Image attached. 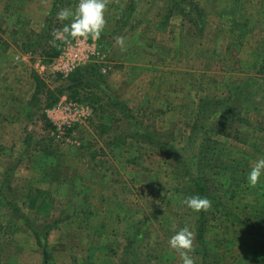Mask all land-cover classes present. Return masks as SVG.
<instances>
[{
    "label": "rangeland",
    "instance_id": "rangeland-1",
    "mask_svg": "<svg viewBox=\"0 0 264 264\" xmlns=\"http://www.w3.org/2000/svg\"><path fill=\"white\" fill-rule=\"evenodd\" d=\"M131 1L108 0L101 36L80 46L99 53L91 62L107 81L106 95L67 92L58 105L75 101L91 111L59 130L65 114L51 115L47 99L70 77L57 67L68 42L53 60L43 54L55 38L36 44L57 0H0V186L7 195H0V264H45L34 231L45 225H54L48 264H124L140 222L136 264H181L168 241L186 224L195 232L197 264H264V183L246 180L264 156V0H191L204 10V30L178 14L166 20L165 0H140L122 21ZM78 2L65 0L57 12ZM58 21L60 29L68 23ZM239 88L240 119L228 136L213 134L214 195L200 238V213L183 203L191 195L176 158L156 141L127 138L121 114L104 119L94 108L111 94L143 131L184 151L200 101ZM35 190L49 199L48 211L29 207Z\"/></svg>",
    "mask_w": 264,
    "mask_h": 264
},
{
    "label": "trees",
    "instance_id": "trees-1",
    "mask_svg": "<svg viewBox=\"0 0 264 264\" xmlns=\"http://www.w3.org/2000/svg\"><path fill=\"white\" fill-rule=\"evenodd\" d=\"M140 0H132L130 6L123 13L122 21L126 20L127 17H130L132 12L135 11L136 6ZM65 3V0H57L56 6L53 11L48 15L43 26V31L39 36L40 41L36 44H40L42 41H47L54 39V31L60 29L61 26L56 17L57 9L60 8ZM165 10H166V20L171 19L175 14L183 16L187 21L194 26L196 29L204 30L206 27L205 13L204 10L194 1L191 0H165ZM57 44L54 48L45 49L43 56L47 59L53 60L58 57L64 40H56ZM74 41V40H73ZM48 44V43H47ZM260 73L264 74V62L260 68ZM38 80L39 77H38ZM40 82V86H43L44 83ZM107 81L105 77L99 71V65L96 62H91L85 66L78 68L70 77L65 81L64 84H61L54 90L48 91L47 107H54L61 99L66 95L67 92H72L73 97L79 95L80 90L85 89L89 91L102 92L106 95V85ZM243 88L235 90L232 95L221 99H202L197 106L196 114L194 117V122L191 125L190 135L188 137L187 145L184 151H180L175 147L169 145L168 143H160L155 137L151 134L143 131L135 122V117L132 114L130 107L124 101H120L111 94L108 95V103L100 107L94 108L96 117L104 116L110 112L117 115L121 114L125 119H127L128 133L126 132L125 136L127 138H138L149 139L154 144L156 141L158 146L160 145L161 152L163 155L169 157H175L179 166L182 167L183 172L187 175L186 183L188 185V193L193 195L206 196L210 201H212L214 193L211 192L210 188V179L208 178L209 174H213L216 169L215 164L212 159L214 155L212 153L215 146L218 144L216 140L213 139V134L228 136L231 134L233 125L236 122L235 118L240 119L239 108L244 107L242 96H238L243 92ZM69 95V97H71ZM71 97V98H73ZM100 101V99H97ZM113 109L114 112L111 110ZM99 111L102 112V115H99ZM105 119V118H104ZM116 140H119L118 138ZM119 143L118 141H116ZM112 143H115L113 141ZM211 172V173H210ZM207 176V178H206ZM210 176V175H209ZM1 185V184H0ZM0 195L2 198L7 200V195H5L2 186H0ZM36 195H29V207L37 213H43L48 211L49 208V199L46 197L45 193L41 190H35ZM9 202V206H12V202ZM212 205V202H211ZM211 206L205 211L202 210L199 213L198 218V227H199V236L200 238L204 237L206 223H205V214L210 210ZM17 212L20 213L18 209ZM145 223H138L137 229L134 230L135 239L130 242V246L125 252L129 256V260L124 264H136L134 258L135 254V245L137 239L142 235V229L145 228ZM54 225H45L43 227H35L34 231L39 242V245L44 248V257L45 264H48L49 252L47 248L46 237L49 235L51 230L54 228Z\"/></svg>",
    "mask_w": 264,
    "mask_h": 264
},
{
    "label": "clouds",
    "instance_id": "clouds-1",
    "mask_svg": "<svg viewBox=\"0 0 264 264\" xmlns=\"http://www.w3.org/2000/svg\"><path fill=\"white\" fill-rule=\"evenodd\" d=\"M107 8L108 0H79L75 10L62 8L57 12V19L68 23H64L62 29L54 31L55 40L63 39L68 43L74 40L77 45L89 38L97 40L107 23L105 19ZM116 43L123 50L125 37L118 36ZM246 180L251 187L264 183V156L255 160L246 175ZM183 203L195 212L206 211L211 206V201L206 196L198 194L186 197ZM168 243L171 249L179 253L181 264H197L194 254L195 232L187 224L175 231Z\"/></svg>",
    "mask_w": 264,
    "mask_h": 264
},
{
    "label": "built area",
    "instance_id": "built-area-1",
    "mask_svg": "<svg viewBox=\"0 0 264 264\" xmlns=\"http://www.w3.org/2000/svg\"><path fill=\"white\" fill-rule=\"evenodd\" d=\"M83 44L84 42L77 45L75 41L68 43L66 46V50L62 53V56L58 60V62H60L58 63L57 67L60 68L65 76H69L77 68L87 65L94 57L99 54L94 46L91 47L88 52L81 50L80 46H82ZM90 111V108L84 106L82 103L69 101L65 104L61 103L52 107L51 115L65 114V118L62 117L64 118V122L62 123L63 127H59V130H65L67 127H70L72 123L82 121V118L86 115L89 116ZM52 119L56 123L55 117H52ZM56 125L59 126L58 124Z\"/></svg>",
    "mask_w": 264,
    "mask_h": 264
}]
</instances>
